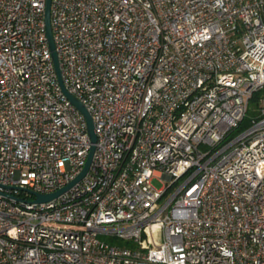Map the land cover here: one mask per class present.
Here are the masks:
<instances>
[{
  "label": "built area",
  "instance_id": "obj_1",
  "mask_svg": "<svg viewBox=\"0 0 264 264\" xmlns=\"http://www.w3.org/2000/svg\"><path fill=\"white\" fill-rule=\"evenodd\" d=\"M44 10L0 0V183L48 193L91 141ZM50 23L96 147L53 200L0 187V264H264V0H51Z\"/></svg>",
  "mask_w": 264,
  "mask_h": 264
},
{
  "label": "water",
  "instance_id": "obj_2",
  "mask_svg": "<svg viewBox=\"0 0 264 264\" xmlns=\"http://www.w3.org/2000/svg\"><path fill=\"white\" fill-rule=\"evenodd\" d=\"M50 8H51V0H45V10H44V22H45V32H46V37L48 41V45L51 51V57L54 63V68L55 72L57 74V81L58 84L61 87V90L63 93L66 95V97L71 101V103L82 113L86 120L87 124V132L90 137L91 145L89 148V152L87 154V158L85 161V164L82 168V170L79 172V174L74 177L70 182H68L66 185L62 186L61 188L54 190L52 192L48 193H41L34 191L32 189L26 188V187H19V186H13V185H4L0 183V187L3 189H11L18 187L22 190H26L29 192L31 195H33V200L34 202H46L55 199L57 196L68 190L72 185H74L76 182H78L88 171L92 159H93V154L95 151V142H96V133L94 131V124L91 118V115L89 111L87 110L86 106L73 94L69 93L67 89L64 86L63 80H62V75H61V69L59 65V59H58V54L55 49V43L53 39V33H52V28H51V23H50ZM0 194H3L7 197H13L16 198L17 200H21V198L13 196L9 192H6L5 190L0 189Z\"/></svg>",
  "mask_w": 264,
  "mask_h": 264
},
{
  "label": "rangeland",
  "instance_id": "obj_3",
  "mask_svg": "<svg viewBox=\"0 0 264 264\" xmlns=\"http://www.w3.org/2000/svg\"><path fill=\"white\" fill-rule=\"evenodd\" d=\"M262 92H264V91H261L260 93H262ZM256 106H257L256 101H254L252 99L249 103V106H248V110H247V114H246L247 116L244 119L243 127H244V125L246 126V125L250 124L251 118L257 114ZM152 183L157 188H161L164 184V182L162 180H159L157 177L152 178ZM99 237L110 242V243H114V244L130 243V242H127L126 240H124L122 238H119L115 235H111V234H107V233L100 234Z\"/></svg>",
  "mask_w": 264,
  "mask_h": 264
},
{
  "label": "trees",
  "instance_id": "obj_4",
  "mask_svg": "<svg viewBox=\"0 0 264 264\" xmlns=\"http://www.w3.org/2000/svg\"><path fill=\"white\" fill-rule=\"evenodd\" d=\"M261 91H258L257 93H255L254 95H253V97H252V99L254 100V101H256V104H258V101H259V97H260V93Z\"/></svg>",
  "mask_w": 264,
  "mask_h": 264
}]
</instances>
